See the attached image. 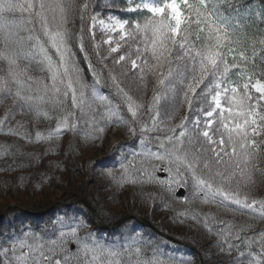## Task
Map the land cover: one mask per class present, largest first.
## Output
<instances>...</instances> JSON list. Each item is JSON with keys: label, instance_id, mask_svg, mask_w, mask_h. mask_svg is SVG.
<instances>
[{"label": "snow or ice", "instance_id": "obj_1", "mask_svg": "<svg viewBox=\"0 0 264 264\" xmlns=\"http://www.w3.org/2000/svg\"><path fill=\"white\" fill-rule=\"evenodd\" d=\"M126 3L130 6L119 11L139 19H101L89 12L91 0H0V96L11 97L13 105L0 118V130L17 111L55 119L47 136L36 132L37 141L59 139L64 132L97 139L113 124L125 126L131 142L117 145L124 151L103 177L118 189L151 183L170 193L190 188L185 203L198 200L233 216L177 213L183 218L178 222L190 219L205 230L201 264H264V227L256 224L264 221V196L258 195L264 186V33L249 37L240 28L244 5L236 0ZM77 20L78 32L68 27ZM74 45L84 53L92 86L85 83ZM117 67L125 79L134 78L140 93L154 79L150 102L122 86ZM105 70L114 92L100 95L95 85ZM181 108L187 115L172 123ZM81 124L89 130L82 131ZM7 130L32 142L22 121ZM6 154L8 146H0V155ZM133 195L142 202L153 196ZM236 214L250 219L237 224ZM127 219L131 222L121 220L112 235L90 231L88 221L67 212L36 225L0 220V264H195L146 233L135 218Z\"/></svg>", "mask_w": 264, "mask_h": 264}, {"label": "trees", "instance_id": "obj_2", "mask_svg": "<svg viewBox=\"0 0 264 264\" xmlns=\"http://www.w3.org/2000/svg\"><path fill=\"white\" fill-rule=\"evenodd\" d=\"M80 2L82 3L83 0H80ZM237 3L244 5L243 7H241L239 9V16L237 18V23L239 24L240 28L244 31L247 32L249 37H253V36H258L261 33H264V0H236ZM91 7L89 9L90 13L93 14H101L104 13L105 11L114 13L115 15H117L120 19H128V20H137L140 17L137 14H132V13H125V12H121L119 11V9H124L126 7H129L130 5L128 3H126V0H91ZM105 5H109L110 7H105ZM235 15V14H234ZM17 19H19V17H17ZM69 28H71L73 31L78 32L79 31V21L77 20L75 23H71L68 25ZM96 41L100 42V37L96 36ZM103 48L106 49V45H103ZM73 51L76 53V59L78 61H80V67L84 70V75H85V83L88 84L89 86L93 85V79H92V75L91 73L88 71L87 68V61L83 59L84 53L80 52L75 45L73 46ZM89 57L92 60L93 66L96 67L97 72H101V68L100 66L97 64L96 61V57L95 55L91 52V50L89 49ZM102 54H104L102 52ZM112 65L109 64V68H111ZM118 68V67H117ZM119 69V68H118ZM114 73L116 75H118V70L115 69ZM119 79H121V77L118 75ZM125 88H127L125 86V84L123 83V85ZM97 91L99 92L100 95H109L110 93L114 92V89H112L111 87V81L107 79L106 76V70H105V74L102 75L99 78V83L95 85ZM15 91V89H14ZM135 97H137L136 95H134L132 92L130 93ZM152 95L153 92L150 93V95L148 97H146L145 100L140 99L141 102L147 104L148 102L151 101L152 99ZM30 115H32L36 121L38 120L40 123H42L43 127L39 132H41L43 135L47 136L48 131L50 129H54L56 126V121L55 119H46L43 117L37 118L35 113H30L28 112ZM125 115H130L125 113ZM187 115V109L186 108H181L175 115L174 120L172 121V123L174 124H179L182 120V118ZM146 119V117H145ZM37 121V122H38ZM82 131H88L89 129L81 124L79 126ZM109 128H115L118 129L122 132L123 135V139H121L122 141H120L118 144H123L125 147H127L130 142H131V137L128 135L127 129L125 126L123 125H111L109 127H107L106 129ZM5 129L0 130V133H2ZM34 136L36 139V132H34ZM63 137H67L69 138V140H71V137H80L81 139L85 140V137L82 133L77 134V133H73V132H64L59 138H63ZM55 138V137H53ZM33 139V140H35ZM88 141V140H85ZM37 143V142H35ZM117 144V145H118ZM117 145L113 148V150L107 154L106 156H104L101 159H98L97 162L95 163V167L96 168V173L100 174L103 171L110 169L113 167L114 164V160L117 159L119 157V155L124 151V148L121 147H117ZM0 146H8V154L6 155H0V175L1 173L4 171L3 169L8 168L9 166H11L12 170L11 171H16V172H21V185H24V183H27L26 180H29V183H34L36 182V184L38 186H41L42 188H44L45 185H50L47 184L48 182V176H52L53 175V171L56 170V172L58 173V169H61L63 171V168H73L74 164H76V162H74V152H72V143H70L69 148L65 149L64 153V157L61 154V152H56V150H54L53 154H51V158L50 160L52 161V163L56 166L53 167L52 164L51 166H44L42 168H37V167H33V170H31L29 173L26 172V170H29L31 165L33 164L34 160H36V154L38 155V157H44V154L41 153V151L39 150L38 153L34 152L33 150L30 151L28 150V148L26 147H20L19 144H16L14 142L11 143V145H7V142H2L0 141ZM28 151V152H26ZM36 151V150H35ZM31 152V154L29 155V153ZM34 152V153H32ZM115 153V155H113ZM26 155V156H25ZM49 155V154H48ZM53 155H61L59 156V158L54 159L55 157H53ZM71 156V157H70ZM69 157V158H68ZM76 160V158H75ZM27 161V162H26ZM92 163H89V168L92 167ZM38 165V164H37ZM36 165V166H37ZM118 167V165H116ZM86 167V171L89 170V168ZM53 169V170H51ZM49 171H51L49 173ZM7 172V171H6ZM10 172V171H8ZM38 172L44 173V176L40 179H38ZM54 171V173H56ZM25 173V174H24ZM27 173V174H26ZM47 173V174H46ZM49 173V175H48ZM92 173V172H91ZM165 175H161L160 172H157L156 175L160 178V179H166L167 178V174L164 173ZM34 175V176H33ZM86 175V174H84ZM101 175V174H100ZM81 176V175H80ZM83 179V178H82ZM80 179V180H82ZM1 180V179H0ZM18 183H19V179ZM1 181H3V183L7 184L8 186L10 184L13 183V178H11V180H8V182H5L6 179H2ZM43 182H46L45 184H43ZM110 185V188H113V190L118 189L114 184H111L108 180L107 182ZM41 184V185H40ZM35 186V185H33ZM65 187L68 189H74L76 191H80L82 193V195L84 196V198L92 205V207L94 208V210L96 211V213L98 214V216L100 217V219L108 225L113 224L116 220H118L119 218L123 217V216H127V215H135V216H141V217H145L147 218L158 230L159 232L153 230L152 228L148 227V226H144L142 225L139 221H137L135 219V222L139 225L142 226L143 230L146 233H151L154 236H158L161 239H163L167 246L168 249H175L176 251V255L178 256H184L187 257L189 259H194L195 260V264H201V258L199 253H202L203 251H205V248L202 247V245H207L208 244V239L206 238V233L205 230L202 227H199L195 221H192L190 219L185 220L184 223H180L178 222L180 219H183L182 217H177V213L179 212H183L186 209H195L198 211H202V212H208L211 211L215 214H217L219 216V218L221 219H228L231 220L233 219V216L231 214H226L225 212H223L222 210H218L216 208L215 205H202L198 200L195 201H191L190 203H185L184 202V198L185 197H190L191 194V189L190 188H186V194L184 197H178L176 195V191L170 193L167 191L166 187H162L161 185L157 184V183H151V184H144L141 187H138L136 185H125L124 188H130V191L133 193H138L140 191H143L144 193H152L153 196L149 197L147 202H145L147 205H145V210H144V205L143 202H140L143 200V198L140 195H135V197H137L138 203L137 204H133L132 201H130V198L127 197L130 201V203L132 205H128L125 207V212L123 214L121 213H112L110 212L108 209H106V207L101 206L102 203L101 201H98L96 199V194L87 188H84V186L82 185V183H68L66 182ZM6 188H3L2 192H5ZM6 195V193H5ZM258 195L259 196H264V186H261L259 191H258ZM134 197V196H133ZM77 198H74L71 200L70 203H67L66 205H60L59 207H55L54 209H51L48 213H46L45 215H36L34 214V212H42L44 210H46L47 208H49L50 206H52V202H39V203H30V202H26L22 199H18L15 198V200L17 201L14 208L10 209L2 218V220L7 221L9 219H13V218H18V222L19 221H26L28 223H31L33 225L36 224H42L44 222L49 221L51 218H53L56 214L58 213H62V212H67L69 215H77V216H81L83 217L86 221L89 222L90 224V228L92 230H98L99 232H106L109 235H112L116 232V229L110 231V230H106L101 228L100 226H97L94 217L92 215L91 210H89L87 208V206L82 203V202H76L73 203V201H75ZM169 205V207H165V205ZM9 206V205H8ZM153 206V207H152ZM154 206H158L161 207L163 209V212H168L170 213V217L169 220L170 222H168L167 224H165V222L161 221L162 220V216H156V218H152L148 213H142L143 211H147L150 208H154ZM27 209L29 212H26L25 210L21 209ZM60 208H63L61 211H58ZM5 209V208H4ZM4 209H2L0 211V215L2 214V212L4 211ZM142 210V212H141ZM145 214V215H144ZM176 218L175 220L173 218ZM250 217L249 215H241V214H236L235 215V222L237 224H242L245 223L246 221H249ZM127 222H131V221H126ZM257 227H264V221L258 220L256 221ZM83 231V230H81ZM81 233V232H80ZM164 234V235H163ZM165 235H169L172 238L176 239V241L170 240L169 238H167ZM182 243H186V244H190L193 245L197 250H193L192 248H189L188 246L182 244ZM233 255H235V253H233ZM209 264H212V262H209Z\"/></svg>", "mask_w": 264, "mask_h": 264}, {"label": "rangeland", "instance_id": "obj_3", "mask_svg": "<svg viewBox=\"0 0 264 264\" xmlns=\"http://www.w3.org/2000/svg\"><path fill=\"white\" fill-rule=\"evenodd\" d=\"M116 16L114 13L105 11L104 13L100 14V18L104 19L107 16ZM119 18V17H118ZM120 19V18H119ZM123 20V19H121ZM98 36L100 37V40L102 39L101 36V30L99 28L96 29ZM115 36V34H113ZM106 39L107 37H103ZM113 46H115L113 44ZM107 48V45H106ZM119 68V67H118ZM118 75L121 77L123 83L127 88H132V93L139 97L142 100H145L146 97L150 95L152 92V88L154 85V79L149 78L148 80V87L147 90L144 91L143 93L137 92L135 88L133 87L134 85V78L129 77L128 79H125L124 76L121 74V70L118 69ZM0 75H3V73H0ZM14 91V89H13ZM12 105V98L11 97H3L0 96V118H2L6 112L7 109L11 108ZM16 121H22L25 124L28 125V130L31 134V140L32 142H28L25 139H22L19 136L16 135H11L8 133V127H11L16 123ZM38 121V120H37ZM36 119L30 115L28 112L26 114L21 115L19 111H17L14 119L11 120V122L6 125L3 129H5L2 133H0V141L2 142H7V145H11L12 142L19 144L20 147H26L30 151H34L36 153L41 151L42 154L47 152V154H44V157H38L36 154V160H34L33 164L31 165L29 170H26V172H30L33 170L32 166L34 164H38L37 166L34 165L33 167L37 168H42L46 166H52L55 167L56 164L54 165L52 161L50 160L51 154H53L54 150L56 152H61V154L65 155V149L69 148L70 143H72V152H74V164L73 168H63V171L61 169H58V173L56 170H54L56 173L53 171V175L48 176V185H45L44 188L41 186H38L36 182L34 183H29V180H26L27 183H24V185H21V172H16V171H10L6 172L3 171L0 175V179H6L5 182H8V180H11L13 178V183L10 184L9 186L3 181L0 180V211L2 209H6L8 205H15L16 200L15 198L22 199L26 202L30 203H39V202H52L53 204H56V207H59L60 205H66L67 203H70L72 199L77 198L75 196L68 198V196L71 193H79L82 195L80 191H76L74 189H68L65 187L66 182L68 183H82L84 188H87L92 190L96 194V200L101 201L103 207H106L110 212L112 213H121L123 214L125 212V207L128 205H132L130 201L133 202V204H137L138 200L137 197L133 195V191H130V188H122V189H115L110 188V185L107 183L108 179L100 175L99 173L97 174L96 168H94L95 163L97 162L98 159L103 158L107 154H109L113 148L123 139L122 132L118 129L115 128H109L106 129V132L97 139H88V141H85L81 139L80 137H71V140L67 137L63 138H53L52 140H39L37 141L34 136V132L40 131L43 127L42 123L39 121L37 122ZM19 131H23V129H19ZM35 139V140H33ZM37 142V143H35ZM59 145L57 147L56 145ZM36 150V151H35ZM28 152V151H26ZM32 152V153H34ZM53 152V153H51ZM31 152L29 153V155ZM49 154V155H48ZM26 156V155H25ZM61 155H53L55 157L54 159L59 158ZM71 157V156H70ZM69 158V157H68ZM76 158V160H75ZM27 162V161H26ZM92 163V167L89 168V163ZM86 167L89 168L88 171H86ZM86 169V170H85ZM53 170V169H51ZM51 171H49L50 173ZM92 172V173H91ZM38 179L42 178L44 176V173L38 172ZM48 173V175H49ZM25 174V173H24ZM27 174V173H26ZM47 174V173H46ZM86 174V175H84ZM162 175V172H160ZM81 175V176H80ZM34 176V175H33ZM83 178V179H82ZM19 179V183L18 180ZM82 179V180H80ZM46 182H43L45 184ZM35 185V186H33ZM41 185V184H40ZM3 188H6L5 192L3 191ZM178 191V190H177ZM6 193V195H5ZM185 194H186V188H185ZM177 195V192H176ZM134 196V197H133ZM137 196V195H136ZM185 196V195H184ZM183 196V197H184ZM84 198V196L82 195ZM127 197H131L130 201ZM179 197V196H178ZM79 199V198H77ZM85 199V198H84ZM62 200V201H61ZM61 201V202H60ZM142 202V201H140ZM52 204V205H53ZM147 205L145 202H143V205ZM144 205V210L146 209ZM148 206V205H147ZM153 207V206H152ZM4 209V210H5ZM63 208H60L58 211H61ZM92 212V211H91ZM142 212V210H141ZM148 213L153 219L156 218V216H162L163 222L167 224L170 217V213L168 212H163V209L161 207H156L150 208L147 211H143L142 213ZM92 215L94 217V214L92 212ZM145 215V214H144ZM135 216V215H134ZM141 217V216H138ZM145 218V217H144ZM120 219V218H119ZM118 219V220H119ZM148 220L147 218H145ZM95 220V219H94ZM117 221V220H116ZM149 221V220H148ZM95 222H97L95 220ZM150 222V221H149ZM151 223V222H150ZM152 224V223H151ZM153 225V224H152ZM90 231L92 230L91 228L89 229ZM81 235H84V231H81ZM193 246V245H192ZM201 262V261H200Z\"/></svg>", "mask_w": 264, "mask_h": 264}, {"label": "water", "instance_id": "obj_4", "mask_svg": "<svg viewBox=\"0 0 264 264\" xmlns=\"http://www.w3.org/2000/svg\"><path fill=\"white\" fill-rule=\"evenodd\" d=\"M184 195H185V189H179V190L177 191V196H179V197H183ZM73 196L78 197V198H79L78 201H81V202H83V203L86 204V206H87V207L93 212L95 220L97 221V223H98L102 228L110 229V230H111V229H114V228H115L114 226L117 225V224H119V222H120L121 220H125V221H127V220H128L127 218L132 217V218L137 219V220H138L139 222H141L143 225L148 226V227H151V228L154 229L155 231L159 232V230H158L154 225H152L148 220H146L144 217H138V216H133V215L123 216V217H121L119 220H117L116 222H114L111 226H109V225L105 224V223L99 218V216H98L97 213L95 212V210H94V208L92 207V205H91L86 199H84V198L82 197V195H80L79 193H71V194L68 196V198L73 197ZM61 201H62V200H61ZM61 201H60V202H61ZM55 206H56V204H53L52 206H50L49 208H47L46 210H44V211H42V212H34V213H35V214H45V213H47L48 211H50L51 209H53ZM14 207H16V206H15V205H10V206H8V207L2 212V214L0 215V220H2L3 216H4V215H5L10 209H12V208H14ZM21 209H23V210L29 212L27 209H24V208H21ZM163 235H164V234H163ZM165 236H166L167 238L171 239V240H176V239L172 238V237L169 236V235H165ZM187 245H188V247H190V248L196 250V248H195L194 246H192V245H190V244H187ZM199 254H200V253H199Z\"/></svg>", "mask_w": 264, "mask_h": 264}]
</instances>
